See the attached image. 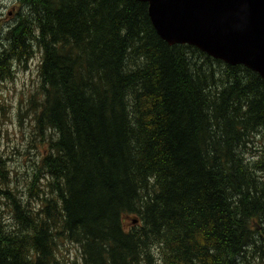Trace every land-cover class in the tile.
I'll list each match as a JSON object with an SVG mask.
<instances>
[{
    "label": "trees",
    "instance_id": "16d2710c",
    "mask_svg": "<svg viewBox=\"0 0 264 264\" xmlns=\"http://www.w3.org/2000/svg\"><path fill=\"white\" fill-rule=\"evenodd\" d=\"M19 2L0 84L39 53L45 138L31 198L0 157V264H60V239L72 264H264V79L169 45L144 1Z\"/></svg>",
    "mask_w": 264,
    "mask_h": 264
},
{
    "label": "water",
    "instance_id": "95a60500",
    "mask_svg": "<svg viewBox=\"0 0 264 264\" xmlns=\"http://www.w3.org/2000/svg\"><path fill=\"white\" fill-rule=\"evenodd\" d=\"M140 1L148 3L154 27L169 45L197 47L264 79V0Z\"/></svg>",
    "mask_w": 264,
    "mask_h": 264
},
{
    "label": "rangeland",
    "instance_id": "374dc122",
    "mask_svg": "<svg viewBox=\"0 0 264 264\" xmlns=\"http://www.w3.org/2000/svg\"><path fill=\"white\" fill-rule=\"evenodd\" d=\"M19 7V0H0V30L12 25ZM38 63L39 53L36 52L25 66L16 64L12 77L0 84V157L11 174L12 184L29 198L37 188L30 190L29 196L27 182L43 148L39 142L45 138L36 131L33 116L40 97ZM30 99L35 101L31 103ZM35 185L41 188L39 182ZM2 209L6 214L5 211L10 212V205L8 208L2 205ZM58 251L60 264H72L80 258L78 246L63 239L58 241Z\"/></svg>",
    "mask_w": 264,
    "mask_h": 264
}]
</instances>
